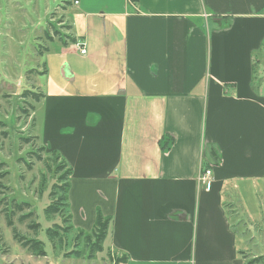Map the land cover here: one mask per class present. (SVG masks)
Returning a JSON list of instances; mask_svg holds the SVG:
<instances>
[{"label":"crops","instance_id":"crops-1","mask_svg":"<svg viewBox=\"0 0 264 264\" xmlns=\"http://www.w3.org/2000/svg\"><path fill=\"white\" fill-rule=\"evenodd\" d=\"M37 1L69 33L49 40L61 76L38 105L73 230L100 211L125 264H244L233 216L245 196V219L262 216L264 0Z\"/></svg>","mask_w":264,"mask_h":264},{"label":"rangeland","instance_id":"rangeland-1","mask_svg":"<svg viewBox=\"0 0 264 264\" xmlns=\"http://www.w3.org/2000/svg\"><path fill=\"white\" fill-rule=\"evenodd\" d=\"M42 8L36 0H0V264H117L120 255L110 250V235H106L102 251L93 252L95 236L86 241L76 230L63 232L69 225L63 222L66 211L61 217L45 214L64 170L57 169L59 162L52 153L40 150V100L23 94L42 95L48 83L61 76L55 45L49 40L68 38L69 33L66 24H60V9L51 15L53 22L43 26ZM42 27L45 30L39 33ZM45 46L49 53L39 55ZM259 77L263 79L264 74ZM260 192L263 196L257 205L260 202L262 209L254 210L262 216L255 223L246 220L245 213H254L256 198L253 203L252 198L242 197L241 215L233 216L235 230L245 239L246 244L241 243L245 263L263 257L259 264H264V189ZM48 228L58 233L52 241L46 234ZM15 237L40 241L45 256L31 254Z\"/></svg>","mask_w":264,"mask_h":264},{"label":"trees","instance_id":"trees-1","mask_svg":"<svg viewBox=\"0 0 264 264\" xmlns=\"http://www.w3.org/2000/svg\"><path fill=\"white\" fill-rule=\"evenodd\" d=\"M73 42H75L73 40ZM46 48L42 47L41 50L39 49V55H43V52H45ZM256 70L253 69V80H256ZM28 95H32L34 96L37 101L40 100V98L42 97L41 94H33L30 92H26L23 94V97H27ZM41 151H44V147H42L40 149ZM162 150H167V148L163 147ZM54 156V159H56L59 164L57 166L58 170H64V177H60V182L61 185H55L54 187L57 189L52 192L51 197H54L52 203L46 207L45 209V214L47 216L50 215H58L60 216L61 214H63L64 211H66V217L63 219L64 223H68L69 225L65 228H63V232H69L73 230V227L71 226L70 220V214L68 212V190H69V180H70V176H71V170L68 168V166L65 164L64 161L60 160L59 156L52 153ZM61 172V171H59ZM58 190L60 192H58ZM17 209H21L20 205H16ZM64 210V211H63ZM61 217V216H60ZM63 218V217H62ZM8 222H10L8 220ZM109 223H110V218L109 217H104L100 211L96 212V216H95V222L93 225V228L91 230L90 234H85L84 231L78 230L77 231V236H84L85 240L88 241L89 238L92 236H95V241L91 243V248L93 252H101L102 251V246H103V242L104 239L108 233L109 230ZM38 225H34L32 226L33 229L36 228ZM57 227V226H56ZM58 229H61L60 227H57ZM46 234L47 237L50 241L54 240V238H57L58 233L52 229V228H48L46 230ZM19 243H21V246L23 248H26L29 252H31V254L33 255H38V256H45V253L43 251V245L40 241H34V240H27L24 241L23 238L18 239L17 237H15ZM75 256H78V253H74ZM242 254V253H241ZM263 260V257H258L255 258L252 262L250 263H245L244 264H254L255 262L259 264V262H261ZM127 261V257L125 256H119L116 257V262L117 264H125Z\"/></svg>","mask_w":264,"mask_h":264},{"label":"built area","instance_id":"built-area-1","mask_svg":"<svg viewBox=\"0 0 264 264\" xmlns=\"http://www.w3.org/2000/svg\"><path fill=\"white\" fill-rule=\"evenodd\" d=\"M78 51L81 55H85V47L83 43L77 44ZM199 182L203 185H209L212 182L211 171L205 170L204 173L199 177Z\"/></svg>","mask_w":264,"mask_h":264}]
</instances>
